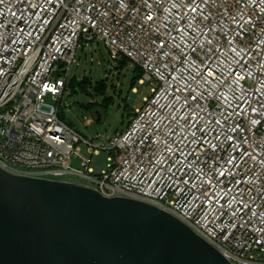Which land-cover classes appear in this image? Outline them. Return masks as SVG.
Returning a JSON list of instances; mask_svg holds the SVG:
<instances>
[{"label":"built area","instance_id":"2783aa9c","mask_svg":"<svg viewBox=\"0 0 264 264\" xmlns=\"http://www.w3.org/2000/svg\"><path fill=\"white\" fill-rule=\"evenodd\" d=\"M100 41L149 94L95 174L99 147L45 97L59 101L77 47ZM0 167L86 178L171 214L231 264H264V0H0Z\"/></svg>","mask_w":264,"mask_h":264},{"label":"water","instance_id":"95a60500","mask_svg":"<svg viewBox=\"0 0 264 264\" xmlns=\"http://www.w3.org/2000/svg\"><path fill=\"white\" fill-rule=\"evenodd\" d=\"M0 264L231 263L155 206L0 167Z\"/></svg>","mask_w":264,"mask_h":264},{"label":"rangeland","instance_id":"374dc122","mask_svg":"<svg viewBox=\"0 0 264 264\" xmlns=\"http://www.w3.org/2000/svg\"><path fill=\"white\" fill-rule=\"evenodd\" d=\"M133 69L134 64L129 61L120 66L118 60L112 59L108 48L102 41L93 45L89 43L87 46H78L74 61L69 68L68 79L74 76L77 78L85 76L91 81V85L82 92L72 94L65 92L61 103L50 95L45 97L46 103L59 105V113L68 125L86 140L91 141V144L99 147V154L94 155L90 163L95 174L107 169V157L112 155L111 138L119 135L126 128L135 113V108L142 105L143 97L149 94L148 86L138 85V83L130 90ZM100 79L107 84L105 95L111 97L112 102L102 113L101 120L97 121L93 109L84 105L92 99L102 103L103 96L95 94L93 89V83ZM112 84L115 85V90L111 87ZM81 153L87 154L86 146H81ZM71 167L83 170L78 156H72ZM60 180L93 184L92 181L77 175H64L60 177Z\"/></svg>","mask_w":264,"mask_h":264},{"label":"trees","instance_id":"16d2710c","mask_svg":"<svg viewBox=\"0 0 264 264\" xmlns=\"http://www.w3.org/2000/svg\"><path fill=\"white\" fill-rule=\"evenodd\" d=\"M116 60L119 61L120 66L126 64L129 61L128 58H126L124 56H121ZM141 74H142V70L138 66L134 65V69H133V73H132V77H131V82H130V90H132L135 87V85L138 83V81L141 77ZM89 85H91V81H89L85 76L82 78H77L75 76L71 77L70 79L67 78L65 85H64V88H63V91H62V95H61L58 102L61 103V98L65 92L68 91L69 94H72V93L78 92V91L82 92V91H85ZM106 87H107V84L104 82L103 79L95 81L93 83L94 92H95V94L102 95L103 101L100 104L98 100L92 99L91 101H89L87 104L84 105L85 107L93 109V112L96 116V119H97V116L99 115L100 118L97 121L101 120L102 113L105 112V109L112 102L111 97H107L105 95ZM111 87L115 90L114 84H112ZM58 116L62 119V116L59 113V105H58Z\"/></svg>","mask_w":264,"mask_h":264}]
</instances>
